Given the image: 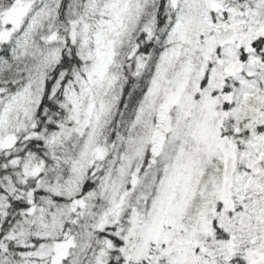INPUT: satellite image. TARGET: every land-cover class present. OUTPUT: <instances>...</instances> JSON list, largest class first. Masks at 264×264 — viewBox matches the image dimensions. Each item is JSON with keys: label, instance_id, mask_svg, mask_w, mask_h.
Segmentation results:
<instances>
[{"label": "snow or ice", "instance_id": "snow-or-ice-1", "mask_svg": "<svg viewBox=\"0 0 264 264\" xmlns=\"http://www.w3.org/2000/svg\"><path fill=\"white\" fill-rule=\"evenodd\" d=\"M0 264H264V0H0Z\"/></svg>", "mask_w": 264, "mask_h": 264}]
</instances>
